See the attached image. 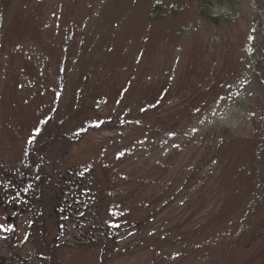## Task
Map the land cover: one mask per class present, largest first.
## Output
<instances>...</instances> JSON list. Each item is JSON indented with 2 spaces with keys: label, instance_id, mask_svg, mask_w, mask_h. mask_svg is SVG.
Returning a JSON list of instances; mask_svg holds the SVG:
<instances>
[{
  "label": "rangeland",
  "instance_id": "374dc122",
  "mask_svg": "<svg viewBox=\"0 0 264 264\" xmlns=\"http://www.w3.org/2000/svg\"><path fill=\"white\" fill-rule=\"evenodd\" d=\"M154 1L182 10L150 24ZM255 1L214 26L188 0H0V212H25L0 244L30 264H264Z\"/></svg>",
  "mask_w": 264,
  "mask_h": 264
},
{
  "label": "trees",
  "instance_id": "16d2710c",
  "mask_svg": "<svg viewBox=\"0 0 264 264\" xmlns=\"http://www.w3.org/2000/svg\"><path fill=\"white\" fill-rule=\"evenodd\" d=\"M188 1L190 5L194 6V8L197 10L198 16L202 21L208 24H212L214 26H220V25H223L224 23H229L234 20V17H235L234 9L241 0H188ZM261 1L263 0L255 1L256 2L255 16H257L256 17L257 25H259L262 22L261 21L262 18L264 19L263 11L260 5ZM3 2L4 4H9L11 0H3ZM190 5H188V7H190ZM175 6L176 5L166 6V5L161 4L159 1H154L147 14L148 22L150 24H153L159 21H165V20H168L170 17H173L175 14L180 13V10H182V8L179 5H177L176 7ZM255 41L259 43V40L255 39ZM256 47H258V45H256ZM258 52L259 51L254 52V59L252 60L253 61L252 70H253L255 79L261 81V78L258 77L260 74L258 70L259 62H260ZM159 96H162V94H160ZM157 107L158 106L156 104H151V105H146L142 107L141 110L146 112V111L154 110ZM82 134L83 133H81V135ZM84 172L85 170L82 171L81 180H77L78 182H80V186L82 185V187L85 184L92 183L91 177H88L86 174H84ZM253 229L254 228L249 229L248 227L245 230L252 231ZM247 235L248 234H246L245 236Z\"/></svg>",
  "mask_w": 264,
  "mask_h": 264
},
{
  "label": "flooded vegetation",
  "instance_id": "af4514ba",
  "mask_svg": "<svg viewBox=\"0 0 264 264\" xmlns=\"http://www.w3.org/2000/svg\"><path fill=\"white\" fill-rule=\"evenodd\" d=\"M27 200H28V198H27ZM2 201L6 202V204H7L6 206L10 212H3V211L0 212V221L6 223L8 225L9 224L13 225L15 223L14 227H16V224L18 225V223L14 222V220L18 219L20 217V215H23L25 212L22 210L19 211V205L18 204H16L18 207L10 204L11 202H14L13 198L9 199L8 197L5 196L4 199H2ZM1 205H3V204L1 203ZM15 235L16 234L14 233L13 237H10V238L7 237L5 239L7 244H4V242H1L0 246H6L7 245L9 250L12 253L10 251H7V253L9 254L10 257H5L4 259H2L0 256V264H30V262H28V258H30V254L25 255L26 256L25 258H27V260H22V258H20L18 255L13 253V252L17 251L15 249H12V244L14 242ZM5 236H6V234H4V237ZM29 239H30V235H29L28 239L25 241V244L28 243ZM15 241H16V239H15ZM23 245H24V243L21 244V246H23ZM0 251H3L1 249V247H0Z\"/></svg>",
  "mask_w": 264,
  "mask_h": 264
},
{
  "label": "snow or ice",
  "instance_id": "6c2138e0",
  "mask_svg": "<svg viewBox=\"0 0 264 264\" xmlns=\"http://www.w3.org/2000/svg\"><path fill=\"white\" fill-rule=\"evenodd\" d=\"M31 142V141H30Z\"/></svg>",
  "mask_w": 264,
  "mask_h": 264
}]
</instances>
